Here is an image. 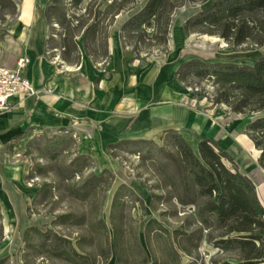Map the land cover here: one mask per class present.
<instances>
[{
  "label": "rangeland",
  "instance_id": "1",
  "mask_svg": "<svg viewBox=\"0 0 264 264\" xmlns=\"http://www.w3.org/2000/svg\"><path fill=\"white\" fill-rule=\"evenodd\" d=\"M10 1H0L2 66L7 67L6 65L14 60L18 62L20 59L26 60L28 65L30 59L26 52H21L17 60L13 52H16L14 48H18V53L20 52L16 42L24 45L30 36L33 37L32 33L39 25L40 16L47 25L43 57L54 67L57 74L78 77L81 82L80 88L85 89L89 86L94 73L99 74L101 82L109 83L116 80L119 102L124 97L125 84L137 86L140 82L146 81L155 70L156 63L161 65L166 62L169 53L171 56L166 64L179 63L178 70L182 63L193 58L239 65H253L264 58V46L236 47L218 37L199 34H192L186 38L184 25L187 19L209 6L213 0L206 5L191 4L187 1L183 7L177 9L172 16L166 52H158L155 48L156 51L149 56L142 50L138 53L133 51L132 47H126L122 39L124 24L144 8L147 0H139L135 5L127 6L116 16H113V12L120 7L122 0H85L77 9L66 1L61 11L66 13L63 25L57 24L56 17L51 14L53 13L50 9L51 0ZM112 3L116 6L110 10L109 6ZM88 26H95L99 34L94 35L90 32L87 35ZM76 27L82 28L77 30ZM68 32L78 35L75 40L76 48L73 47L71 38L64 44V37ZM85 36L87 42H84ZM85 44H88L92 56L86 54ZM182 54L184 56L179 58ZM119 73L122 74L121 78L116 77ZM97 82L95 85L100 87ZM90 85L93 88V84ZM182 86L184 94L191 99L186 100L187 103L199 111L210 112L211 128L218 137L216 144L227 152L240 171L254 182L264 205V168L259 164L261 152L255 148L246 134L247 125L259 114L238 115L225 105L215 106L212 102L215 98L212 82L208 80L193 81L188 87L183 84ZM76 123L73 122L74 125ZM168 132L149 141H132L126 137L117 143L101 144L98 152L87 156L83 152L90 147L83 143V137L76 130L57 128L54 131L46 130L31 141L22 143V148L17 151H9L7 170L12 173L22 167L23 178L15 180L20 183L17 186L9 181L13 179L11 176L3 172L0 174V260L8 258V264H25L24 234L29 228H37L43 232L54 230L57 233L71 235L75 244L79 236L85 235V231H72L65 226L62 228L55 226L53 222L62 214L83 212L88 214L90 207L94 206L95 219L103 217L111 229L113 200L118 189L124 186L133 192L134 197L127 198L128 191L122 192L115 217L128 231L124 240L126 250L124 257L127 261L120 263L110 246L104 249L103 254L97 253L96 256H92L95 264H175L170 253L171 245L178 250L181 264L224 262L236 264L233 255L224 254L208 241L209 232L205 229H202V233L196 234L199 238V241H196L200 244L199 248L191 247V254L179 250V234L184 230L189 233L195 232L202 226L195 216L193 207H183L175 200L166 202L164 199L167 189L158 171L164 163V158L158 154V149L165 148L166 154L174 155L175 150L169 144L171 134ZM191 138L185 140L197 153L199 139L196 136ZM142 141L148 142L136 144ZM37 168H42L43 173H38ZM93 177H102V186L87 203L82 202L74 193ZM44 183L54 187L51 198L46 199V202L36 201L37 190ZM150 220H156L168 232L156 234L157 225L148 232L147 224ZM110 238L113 243V234ZM28 263L67 264L39 254L30 255Z\"/></svg>",
  "mask_w": 264,
  "mask_h": 264
},
{
  "label": "trees",
  "instance_id": "2",
  "mask_svg": "<svg viewBox=\"0 0 264 264\" xmlns=\"http://www.w3.org/2000/svg\"><path fill=\"white\" fill-rule=\"evenodd\" d=\"M66 1L77 9L85 0H51L50 9L53 10L51 14L60 25L66 21V13H61ZM138 1L122 0L120 7L116 9L114 2L109 9H115L113 16H116L118 12L127 6L135 5ZM187 1L201 5L210 3V0H147L144 8L124 24L122 37L124 45L132 47L133 51L138 53L142 50L148 56L156 51L155 48L158 52H166L172 16ZM76 28L78 30L82 27ZM184 30L186 36L199 34L218 37L236 47L264 46V0H213L209 6L187 20ZM86 32L87 35L90 32L94 35L99 34L95 26H88ZM86 36L84 42H87ZM77 37L75 33L68 32L64 37V44L71 38V43L76 48ZM87 45L85 44L84 50L88 56H92ZM176 78L186 87L193 81L208 80L212 82L215 95L212 102L215 106L225 105L238 115L259 114L247 125L246 134L255 148L261 152L259 164L264 168V58L253 65L193 58L182 63ZM168 134H171L169 144L175 150L174 155L166 154L165 148L158 149V154L164 158V163L158 168L167 189L164 199L166 202L175 200L183 207H193L195 216L202 226L195 232L189 233L184 230L179 234V250L191 254V247L199 248L200 244L196 242L199 238L196 234L202 233V229H205L209 232L208 241L224 254L233 255L236 264H263L264 206L253 181L240 171L232 157L220 149L216 142L203 138L196 153L175 131H169ZM36 171L43 173L42 168H37ZM101 186L102 177H93L84 182L74 195L87 203ZM53 189L51 184L44 183L36 201L46 202V199L51 198ZM124 190L128 191L126 187H120L113 200L112 230L103 217L95 219L94 206L90 207L88 214L85 212L62 214L53 222L60 228L65 226L72 231L84 230L85 235L79 236L75 244L71 235L57 233L54 230L43 232L37 228H29L24 234L25 264H29L28 259L33 254L67 264H95L92 256H96L97 253L103 254L104 249L110 246L120 263L127 261L124 257L126 253L124 240L128 231L115 217ZM127 194V198L134 197L133 192L128 191ZM154 225H157L156 234L168 232L156 220L148 222V232ZM111 234L114 238L113 243ZM170 247L175 264H181L178 250L173 245ZM8 263V258L0 260V264Z\"/></svg>",
  "mask_w": 264,
  "mask_h": 264
},
{
  "label": "crops",
  "instance_id": "3",
  "mask_svg": "<svg viewBox=\"0 0 264 264\" xmlns=\"http://www.w3.org/2000/svg\"><path fill=\"white\" fill-rule=\"evenodd\" d=\"M38 22L33 37L30 36L24 45L16 42L20 52L14 48L13 54L16 60L21 52L28 54L30 61L24 75L39 91V96L14 98L9 110L0 114V174L11 176L13 179L9 181L14 185H20L15 180L23 178V168L12 173L7 170L8 152L21 149L22 143L46 130H76L83 137V143L90 147L83 152L87 156L98 152L101 144L117 143L126 137L132 141H149L168 131L178 132L186 140L196 136L199 143L203 138L218 141L211 128L210 112L199 111L186 102L191 99L184 94V87L176 78L179 63L166 64L171 53L166 62L156 63L146 81L137 86L125 84L124 97L119 102L116 80L101 82L99 74L94 73L85 89L80 88L78 77L57 74L43 57L46 22L40 16ZM14 61L6 66L16 67L17 61ZM121 75L116 77L121 78ZM96 82L100 87L95 85ZM73 122H77L76 125ZM37 191L38 194L40 189Z\"/></svg>",
  "mask_w": 264,
  "mask_h": 264
},
{
  "label": "built area",
  "instance_id": "4",
  "mask_svg": "<svg viewBox=\"0 0 264 264\" xmlns=\"http://www.w3.org/2000/svg\"><path fill=\"white\" fill-rule=\"evenodd\" d=\"M27 61L20 59L15 69L0 64V114L7 112L14 98H37L39 91L24 75Z\"/></svg>",
  "mask_w": 264,
  "mask_h": 264
},
{
  "label": "water",
  "instance_id": "5",
  "mask_svg": "<svg viewBox=\"0 0 264 264\" xmlns=\"http://www.w3.org/2000/svg\"><path fill=\"white\" fill-rule=\"evenodd\" d=\"M188 20V19H187ZM187 22V21H186ZM257 116H259V115H257ZM250 179V178H249ZM254 183V182H253ZM255 185V184H254ZM258 196H259V194H258ZM259 199H260V197H259ZM261 201V200H260ZM261 204L263 205V203H262V201H261ZM264 206V205H263Z\"/></svg>",
  "mask_w": 264,
  "mask_h": 264
},
{
  "label": "bare ground",
  "instance_id": "6",
  "mask_svg": "<svg viewBox=\"0 0 264 264\" xmlns=\"http://www.w3.org/2000/svg\"><path fill=\"white\" fill-rule=\"evenodd\" d=\"M67 70H69V68L67 69ZM76 93V92H75ZM81 96V95H80ZM31 125V124H30Z\"/></svg>",
  "mask_w": 264,
  "mask_h": 264
}]
</instances>
